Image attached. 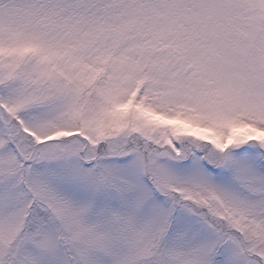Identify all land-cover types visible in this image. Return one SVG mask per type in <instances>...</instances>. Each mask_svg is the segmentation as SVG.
<instances>
[{"label": "snow or ice", "instance_id": "1", "mask_svg": "<svg viewBox=\"0 0 264 264\" xmlns=\"http://www.w3.org/2000/svg\"><path fill=\"white\" fill-rule=\"evenodd\" d=\"M0 264H264V0H0Z\"/></svg>", "mask_w": 264, "mask_h": 264}]
</instances>
